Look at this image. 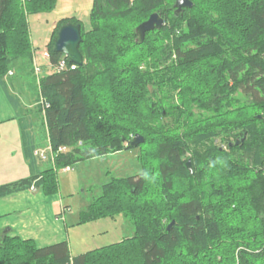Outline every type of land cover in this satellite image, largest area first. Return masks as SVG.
Listing matches in <instances>:
<instances>
[{
	"label": "trees",
	"instance_id": "obj_1",
	"mask_svg": "<svg viewBox=\"0 0 264 264\" xmlns=\"http://www.w3.org/2000/svg\"><path fill=\"white\" fill-rule=\"evenodd\" d=\"M176 1L93 0L90 29L57 23L52 62L73 23L84 65L38 80L54 159L0 184V198L33 188L53 198L60 171L138 149L136 173L103 184L78 222L123 216L132 235L72 255L67 240L6 233L0 215V264H264V0H192L179 15ZM57 2L0 0V79L17 65L36 73L29 16ZM155 12L165 25L138 44ZM137 134L144 141L131 146Z\"/></svg>",
	"mask_w": 264,
	"mask_h": 264
},
{
	"label": "rangeland",
	"instance_id": "obj_2",
	"mask_svg": "<svg viewBox=\"0 0 264 264\" xmlns=\"http://www.w3.org/2000/svg\"><path fill=\"white\" fill-rule=\"evenodd\" d=\"M92 7L93 0H58L55 9L52 11L29 16L32 37L34 35L35 42L39 45V48L43 47L47 39H49L50 42L52 32L55 29L54 22H59L64 18L71 17H76L83 23L86 29H90V13ZM41 51L35 50L34 52L38 63H43L40 62L38 58V54H40ZM48 71L52 72L50 69H48ZM48 71L44 69L40 73V77L47 75ZM25 75L27 74L24 73V75H19L18 73L13 79H10V81H24L20 89H23L27 94H16L17 97L23 99L21 96H24L26 100L29 99L28 101L37 102L35 105L36 109L29 110L27 114L30 115L28 117L38 126L40 139L42 143H45L44 113L42 112V105L38 104L40 98L38 86L39 78H35L33 75H28L26 77ZM15 93H18L17 90H15ZM38 107H40V110ZM14 117H16V115H14ZM16 125L17 123H11L9 127H15ZM2 131L3 133L0 137L2 140L6 141L0 139V144L5 142L3 146L0 145V157L9 156L12 152L8 151L17 150L18 148L14 140L9 139L11 133L9 132L7 135L4 128ZM138 151V149H133L83 161L72 165L68 171L64 169L58 173L60 188L58 194L59 202L56 205L51 203L49 207L52 209V212H58L60 209L62 210V212L59 213V217L62 218V220L59 223L60 233L58 234L62 235V238L69 242L72 255H78L89 250L116 243L132 235V225L129 220L123 216L88 221L84 224H79L78 222L80 221V213L87 209L95 196L100 194L103 184L114 176H127L136 173L137 167H135V165L138 166L136 161ZM20 165L22 167V164ZM42 166L47 168L49 162L43 160ZM17 170L21 177L28 175V173H24L26 172V168L24 170L23 167L17 168ZM11 210H13V208H11ZM46 210L47 213L50 212L48 206ZM15 215H19L18 212ZM54 217L56 216L54 215ZM39 243L43 244V242Z\"/></svg>",
	"mask_w": 264,
	"mask_h": 264
},
{
	"label": "crops",
	"instance_id": "obj_3",
	"mask_svg": "<svg viewBox=\"0 0 264 264\" xmlns=\"http://www.w3.org/2000/svg\"><path fill=\"white\" fill-rule=\"evenodd\" d=\"M57 23L58 22H54L55 27ZM31 38L36 51L45 49L49 44V39H47L44 46L39 48V45L35 42L34 35L32 37V32ZM38 58L40 62H43L39 63L43 67L42 71L44 69L48 71L46 67L47 62L40 54H38ZM10 72L13 74H8L5 78L0 79L1 135L3 133V128L6 130L5 132L7 135L10 132L9 139H13L18 148L17 150L8 151L12 152L9 156L0 157V184L27 178L45 170L46 168L42 166L43 160H40V158L35 155V152L38 149H46L50 146L48 137H46L45 143H42L38 126L28 117L30 115L27 114L29 110L35 108L37 102L28 101L29 99L26 100L24 96H21L23 99L17 97L16 94H27L23 89H20L24 81H10V79H13L18 73L19 75H24L25 73L27 74L25 75L26 77L28 75L39 77V75L32 71V67L20 70L18 65ZM47 74H49V71ZM15 90H17L18 93H15ZM14 115H16V117H14ZM11 123H17V125L15 127H9ZM45 131L46 128L44 129V135L47 134ZM4 143L5 142H2L0 145L3 146ZM20 164H22L23 170L26 168V172L24 173H28V175L22 177L19 175L17 168H22ZM58 202V195L51 198L46 196L42 191L40 192L37 188L2 197L0 198V215H2L1 226L6 233L11 232L12 235H17L24 239H34L39 246L65 241L66 239L58 234L60 233L59 223L62 220V218L59 217V213L62 212V210L60 209L58 212H52V209L49 207L51 203L56 205ZM47 206L50 211L48 213L46 210ZM11 208H13V210H11ZM17 212L19 215H15ZM53 213L56 217H54ZM39 242H43V244Z\"/></svg>",
	"mask_w": 264,
	"mask_h": 264
},
{
	"label": "water",
	"instance_id": "obj_4",
	"mask_svg": "<svg viewBox=\"0 0 264 264\" xmlns=\"http://www.w3.org/2000/svg\"><path fill=\"white\" fill-rule=\"evenodd\" d=\"M193 2L192 0H177L175 3L176 15H179L184 9L192 8ZM165 25V19L158 13H153L148 20L141 23L136 28L137 34V43L142 44L145 40L146 34L148 32H152L155 30L161 29ZM82 43V35H81V25L68 23L61 27L59 31V36L57 41L55 42L53 50L57 53H61L68 58V61L78 66L84 65V57L80 51V45ZM144 141V138L137 134L134 139L131 141V146H138ZM240 144V142H237ZM187 167L193 173V166L191 159L187 162ZM135 191V188L133 189ZM175 224L173 221L168 229H171Z\"/></svg>",
	"mask_w": 264,
	"mask_h": 264
},
{
	"label": "built area",
	"instance_id": "obj_5",
	"mask_svg": "<svg viewBox=\"0 0 264 264\" xmlns=\"http://www.w3.org/2000/svg\"><path fill=\"white\" fill-rule=\"evenodd\" d=\"M40 55L42 58L46 60L48 67L51 70L56 71V72H61L69 68L72 70H75L78 67L77 64L69 62L67 57H63L57 63H53L51 60V54L48 48H45L44 50H42ZM34 64H35L36 73L39 74L41 72V67L38 64L36 59L34 60ZM10 74L12 75L13 73L10 72ZM40 104L42 105L43 111H45V108L49 106L44 102V99L42 98H41ZM60 150H64V149L61 148ZM35 155L38 156L40 160H49V158H51L52 160L54 159V154L50 146L46 149L36 150ZM68 170H70V167L65 169V171H68Z\"/></svg>",
	"mask_w": 264,
	"mask_h": 264
},
{
	"label": "clouds",
	"instance_id": "obj_6",
	"mask_svg": "<svg viewBox=\"0 0 264 264\" xmlns=\"http://www.w3.org/2000/svg\"><path fill=\"white\" fill-rule=\"evenodd\" d=\"M93 158H97L95 156H93ZM140 175L144 178V179H151V180H155V177L154 176H151L150 173L148 171H141Z\"/></svg>",
	"mask_w": 264,
	"mask_h": 264
}]
</instances>
